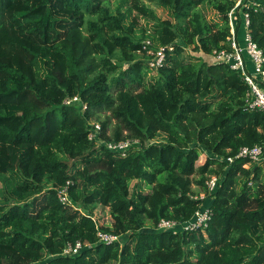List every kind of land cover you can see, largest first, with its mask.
Instances as JSON below:
<instances>
[{
    "label": "trees",
    "instance_id": "1",
    "mask_svg": "<svg viewBox=\"0 0 264 264\" xmlns=\"http://www.w3.org/2000/svg\"><path fill=\"white\" fill-rule=\"evenodd\" d=\"M238 1L156 0L172 21L133 1L129 10L155 23L146 39L111 0H0V264H264L263 168L225 161L264 144V115L246 108L239 73L183 57L187 47L206 55L227 47ZM257 1L236 9L264 55ZM161 48L165 63L148 81V51ZM122 141L124 157L103 145ZM98 205L108 226L92 216ZM201 205L211 209L205 229L157 230ZM99 234L125 239L106 244ZM75 242L86 247L63 256Z\"/></svg>",
    "mask_w": 264,
    "mask_h": 264
},
{
    "label": "built area",
    "instance_id": "2",
    "mask_svg": "<svg viewBox=\"0 0 264 264\" xmlns=\"http://www.w3.org/2000/svg\"><path fill=\"white\" fill-rule=\"evenodd\" d=\"M240 0L236 6L228 13V27L229 36L226 40V48L214 53L215 63H222L229 67L230 70L239 73L242 81L247 85L248 91L246 93V108L251 111H259L264 115V55L262 50L252 40L248 31L249 17L247 12L238 11L236 8L239 6ZM247 5L258 8L260 3L248 1ZM241 19V39H239L236 28L237 22ZM242 42V43H241ZM151 56L148 61L149 69L158 70L165 63V51L161 48L157 52L152 53L148 51ZM78 102L76 98L68 99L66 104H73ZM84 109V106H82ZM95 131H99V126H94ZM92 137V134L89 135ZM95 139L98 137L93 136ZM101 142V141H99ZM129 141H122L116 144L103 143V145L110 151L125 156L127 149L129 148ZM236 159L246 160L243 167L261 166L264 167V144L256 145L253 147H241L234 158H226L225 161L228 164H232ZM218 177L212 176L206 182L208 193L215 191L218 184ZM250 185V183H249ZM204 197L201 195L200 199ZM60 201L64 204L69 203L66 197V189H60ZM211 216V209L203 207L201 205L199 209L194 213L193 217L182 224H178L170 220H161L157 225V230L171 231L172 233H188L198 228L205 229ZM99 240L102 243L110 244L115 241H119L117 236L108 234H99ZM86 245L80 242L74 244H68L62 252L63 256H73L80 252Z\"/></svg>",
    "mask_w": 264,
    "mask_h": 264
},
{
    "label": "rangeland",
    "instance_id": "3",
    "mask_svg": "<svg viewBox=\"0 0 264 264\" xmlns=\"http://www.w3.org/2000/svg\"><path fill=\"white\" fill-rule=\"evenodd\" d=\"M136 1L138 4H143L145 6H147L148 8L152 9L155 13V16L157 18H159L160 20H169L172 21V18L169 17V14L167 12V10L162 9L161 7H159L156 4V0H125L123 2H121V0H111V4H110V8L114 9L116 5L121 6L122 10H127L128 13V20L126 21L127 24H129L130 22L135 23L134 26V31H135V35L136 37H142L144 36L147 39V36H150L153 28L155 27V23L151 20L146 19L143 16H140L137 14V12L135 10H129V7L132 5V2ZM249 1H253V0H249ZM199 10L201 11V13L203 15H205L206 18L209 19L210 22L213 23H217L218 22V18L216 17L217 15L215 14V12L212 10L211 6L209 5H203L199 8ZM189 57V56H194V57H198V53H195L191 47H187L185 49V54L183 55V57ZM158 77L157 75V70L154 69H149L146 73V80L148 81H152V80H156ZM159 140V139H157ZM155 140V143H160V140L157 141ZM210 153H208L209 155ZM206 155V153H205ZM205 155L201 154L199 159H198V164H202L205 160ZM246 167L248 168H244V170L248 171V170H252V167L249 165H247ZM262 176H261V180L260 182L262 184H264V167H262ZM244 179L243 174H239L236 176L235 178V184L234 187L236 186L235 189L239 188L238 186L242 183ZM136 184L135 181L131 182V187H134V185ZM143 186V191L147 192L149 191V188L146 185H142ZM196 190V189H195ZM203 195V194H202ZM201 197V195H200ZM204 197V195H203ZM92 216L93 218L97 221L98 224L103 225V226H108L110 223L109 221V215H108V209L102 206H96L92 211ZM121 241H123L125 239V237H119ZM120 241V242H121Z\"/></svg>",
    "mask_w": 264,
    "mask_h": 264
},
{
    "label": "crops",
    "instance_id": "4",
    "mask_svg": "<svg viewBox=\"0 0 264 264\" xmlns=\"http://www.w3.org/2000/svg\"><path fill=\"white\" fill-rule=\"evenodd\" d=\"M254 2L260 3L257 0H254ZM241 32H242L241 30L239 31V33L237 32L239 39H241V37H242ZM198 57H200L201 59H203L208 64L215 63V60H214V58H212L211 55H206V54H203V53H198ZM203 207H205V206L203 205Z\"/></svg>",
    "mask_w": 264,
    "mask_h": 264
}]
</instances>
